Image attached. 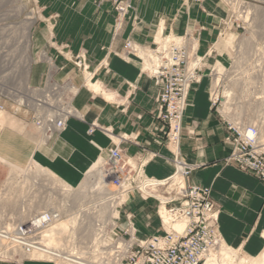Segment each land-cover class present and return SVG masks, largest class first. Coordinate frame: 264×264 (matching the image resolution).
I'll return each instance as SVG.
<instances>
[{
    "label": "crops",
    "instance_id": "0c3cea01",
    "mask_svg": "<svg viewBox=\"0 0 264 264\" xmlns=\"http://www.w3.org/2000/svg\"><path fill=\"white\" fill-rule=\"evenodd\" d=\"M181 1L131 0V16L125 19L115 36V14L109 3L97 6L93 0H43V19L53 25L54 46H67L64 52L70 55L86 54L90 74H86L83 85L81 71L60 64L64 70L59 78H70L79 88L72 102L79 118H70L63 133L48 143H36L29 138L23 141L33 161L30 167L45 170L66 186L80 190L91 166L99 158L104 159L114 144H119L124 158L136 165L144 163L146 177L164 180L172 175L171 155L165 145L163 123L155 101L159 89L142 71L136 58L126 61L120 53L127 41L152 47L157 32L181 36L186 30H199L198 55L203 62L209 59L213 51L208 30L218 28L219 24L210 21L205 14L209 11L207 1L191 6L189 12L182 10ZM38 26L44 33V41L48 40L44 24ZM202 72L203 69L201 81L189 92V105L183 115L180 157L188 164L199 166L191 172L187 182L210 188L211 200L218 212L217 231L223 243L249 260L264 250V185L252 174L224 162L230 152L225 142L227 127L213 113L210 83L205 82ZM18 117L24 118L23 115ZM91 124L101 129L88 134ZM7 132L0 137V150L10 140ZM12 173L17 174L11 169L8 177ZM1 175L0 171V178ZM48 197L54 202L53 195ZM141 199L131 194L129 209L132 212V207L140 204L134 210L141 214L142 222L133 225L138 237H149L151 233L144 223L152 215L157 216V210L152 212L148 208L151 201L158 202L152 198ZM65 208L66 211L67 206ZM162 234L159 224L154 235ZM24 259L22 263L0 260V264H51Z\"/></svg>",
    "mask_w": 264,
    "mask_h": 264
},
{
    "label": "built area",
    "instance_id": "2783aa9c",
    "mask_svg": "<svg viewBox=\"0 0 264 264\" xmlns=\"http://www.w3.org/2000/svg\"><path fill=\"white\" fill-rule=\"evenodd\" d=\"M93 2L97 6L111 5L115 14L116 36L125 19L131 16V0ZM183 2L187 6L200 0ZM40 23L44 24L48 47L53 48L58 56H63L67 46H54L53 25L41 19L39 7L0 14V112L8 107L13 116L23 115L43 142L48 143L63 133L70 118H79L72 105L79 88L70 78H59L64 66L56 64V57L35 47L34 34ZM198 36L199 30H186L181 36L172 37L161 34L149 48L125 42L121 58L126 61L136 58L142 71L159 89L155 101L159 106L162 133L171 155L173 173L161 181L148 178L143 173L144 163H131L122 156L119 144H114L107 151L99 175L102 188L97 183L95 186L101 191L84 209L94 206L103 191L106 192L105 201L111 205L126 197L116 210L137 192L143 199L152 198L158 202L157 216L163 234L140 239L131 221L132 215L128 216V226L121 234L115 232L119 220L110 227L93 218L97 243L93 247L88 243L84 258L95 257L93 259L108 264H206L211 254L220 248L218 212L211 200V190L188 184L189 175L199 166L186 163L179 152L181 123L189 105V92L201 79L203 58L198 55ZM72 65L81 71L84 85L86 74H90L85 58L76 55ZM36 67H40V76L35 82L33 72ZM211 103L214 105L215 101L211 99ZM224 123L228 132L225 142L230 147L224 162L252 174L264 185V151L258 142V129L225 119ZM95 129L101 128L91 124L88 134ZM158 189H163L161 196L164 201L155 196ZM84 209H79V212ZM46 217L48 220L51 218L49 215ZM177 223L184 224L181 232L173 228ZM12 248L19 246L13 243Z\"/></svg>",
    "mask_w": 264,
    "mask_h": 264
},
{
    "label": "rangeland",
    "instance_id": "374dc122",
    "mask_svg": "<svg viewBox=\"0 0 264 264\" xmlns=\"http://www.w3.org/2000/svg\"><path fill=\"white\" fill-rule=\"evenodd\" d=\"M201 1H207L209 11H206L205 14L209 16L208 19L219 24L218 28L208 30L207 36L210 38V46L213 54L205 62H202L201 68V70L203 69L202 74L204 75L205 82L210 83V99L212 96L210 93L213 89V77L216 72L220 74V85L217 88L218 97L215 100V104L212 105L213 113L223 122L225 119L232 123L236 122L262 127L264 125V16L260 19H254L248 16L249 18L246 19L245 15L247 10L252 7L258 8L264 15V0H200V2ZM200 2L186 6L182 0V10L184 12H189L191 6L201 4L202 2ZM42 5L43 0H0V14H4V12L12 14L13 11L21 10L22 8L39 7L41 10V19L43 20ZM205 7L207 6L205 5ZM43 35L44 33L41 27L38 26L34 34V45L37 49H44L52 57H56L57 65L61 66L65 63L73 68L72 61L76 55H80L86 59V54L84 53L70 55L67 51L63 52V56H58L56 51L48 47L44 41ZM163 36L166 35L163 34ZM168 36L172 37L176 35L170 34ZM158 39L159 33L157 32L155 40L157 41ZM133 43L137 44L135 42ZM142 47L149 48L147 46ZM33 76L34 81H38L40 67L34 69ZM226 91L232 93V95L230 99L228 98V104L225 106L223 105L225 101V96L223 94ZM103 92L105 93L104 90ZM225 107L227 109H225ZM0 129V137L7 131V133H9L8 135H11L10 140L6 141L5 146H1L3 149L0 150V156L3 157V160H0V171L2 174L0 178V193L2 192L4 182L8 179L10 170L13 169L17 172V184H15V188H12L10 191L12 196L11 204L0 206V215H3L0 216V223L3 224L7 222L3 219L8 215L10 216V213H13L12 211L15 212L13 206H15L16 203L14 201H19V196H21V194H25L24 197L28 200H46V202L49 203L48 206L56 207V205L61 204L63 206L61 209H64V211L66 209L65 206L68 204L67 209H70L68 212L69 215L76 211V213H79V209L86 208L87 204L91 203L92 199L98 196L101 190L95 189V186L97 183L99 188H102L101 179L99 177L100 174H98L93 181L92 178L89 177L90 169L85 176L86 183L84 187L80 190L70 188L69 196L65 197H63V195H57V189L54 187V182L50 178L40 181L32 177L29 168L33 161L30 157V151L23 141L29 138L34 139L36 143L42 144L43 142L40 141V136L34 129L27 124V121L24 118L13 116L8 107L3 112H0ZM262 144L264 145V142H262ZM263 147L264 146H261L260 148ZM47 173L48 172L45 174ZM48 175L50 174L48 173ZM162 191L163 189H158L156 195L161 196ZM50 192H52L54 196V202L51 198V201L49 200L48 195ZM135 195L138 200H142V196L139 193L135 192ZM105 196L106 192L103 191L102 196H99L96 200L99 201L104 199ZM97 201H95V203H97ZM129 204L130 202L127 200L118 210H116L115 205L113 206L115 207L114 210H116V215L119 217H117L119 221L115 229V232L118 234H121L127 228L129 215L133 216L131 221L135 226L142 222L141 214L139 215L137 211L134 210L138 209L140 204L133 206L132 212H130ZM17 205L19 206V202H17ZM106 208L107 207H98L85 212L87 213L88 222L81 227H79L80 225L75 226L76 231H71L73 233L71 241L74 240L75 244L78 243L77 247L81 249L84 247L83 250L86 251L85 248L93 236L91 218H97L95 213L101 217L103 216L104 219H100V223L102 222L112 227L111 224L114 220L111 217V213H109V207ZM157 208L158 204L151 201L148 209L153 212L154 210L156 211ZM84 210H80V212ZM92 211L95 212L93 213L94 215H90ZM116 224L117 221L115 225ZM159 224L158 217L152 215V217L144 223V226L145 229L151 233L150 235L154 236V234L157 233ZM64 238H66V236H64ZM139 238L146 239L147 237L140 235ZM233 253L238 261L239 259L247 261V259L238 252ZM7 254L1 255L0 253V260L18 263L25 261V259L15 254L12 255L9 254V252ZM28 257L31 259L30 256ZM237 259L235 264L238 263ZM45 262L56 264L55 261H50L48 259H46ZM249 264L251 263L249 262Z\"/></svg>",
    "mask_w": 264,
    "mask_h": 264
},
{
    "label": "bare ground",
    "instance_id": "6f19581e",
    "mask_svg": "<svg viewBox=\"0 0 264 264\" xmlns=\"http://www.w3.org/2000/svg\"><path fill=\"white\" fill-rule=\"evenodd\" d=\"M248 16L249 17L251 16L254 19H260L264 15L261 10L252 7L247 10L245 18L246 19L249 18ZM160 35L161 34L159 32V37ZM212 85H213V89L210 94H212L211 99L215 101L216 98L218 97L217 88L220 85V74L218 72H216V74L213 77ZM88 86L89 88L98 91L97 88L91 85ZM223 95L225 96L224 97L225 101L223 105L226 106L228 104V100L230 99L232 93L226 91L224 92ZM225 109L227 108L225 107ZM234 124H236V122ZM256 128L258 129L259 145L260 147L264 146L262 144V142H264V125L262 127L260 126ZM262 149L264 150V147ZM103 166H104V159L99 158L91 166L89 177L92 178L93 180L98 174H100ZM29 169H30L29 172L31 173L30 175L36 178V180L39 179L41 181V180H48V178H50L54 182L55 185L54 187L57 189V193H58L57 195L60 196L63 195V197L69 196L70 187L66 186L64 182L60 181L58 178L54 177L51 174L50 175H48V173L45 174L46 173L45 170H42L36 166L32 165ZM16 176H17L16 174L12 173L9 175L8 179L6 180L2 188V192L0 193V203H4L8 205L11 204L12 196L10 194V191L12 190V188H15V184H17ZM155 181H161V180H155ZM141 189H143V186L141 187ZM50 194L52 195V192H50L49 195ZM24 195L25 194H21V196H19L20 197L19 201H14L16 203V205L13 206L15 208V212L11 210L13 213H10V216L8 215L7 218L5 219L7 222L3 224L0 223L1 255L7 254L9 252V254L12 255L17 254V256L18 257L20 256L22 259L29 258L28 256H30L31 259L33 258L34 260L45 261L46 259H48L50 261H55L56 264H108L106 262L103 263L98 261L97 258H96L97 260L95 259L96 260L95 261L93 259L95 257L93 258L91 257L89 260L84 258L83 255L86 254L84 253L83 250L84 247H82L81 249L77 247L78 243L75 244L74 240L71 241V236L73 234L71 231L74 230L76 231L75 226L80 225L79 227H81L82 225L84 226V224L88 222L87 213H85L86 211L98 207L100 208L109 207V213H111V217L114 220L113 223L111 222L112 223L111 226H115L116 223L115 220H117L118 216L116 215L115 212L116 210H114V208L120 203H122L126 199V197H122L120 202L117 203L115 207H113L114 205H111L110 203L105 201L106 199L105 196L104 199L97 201V203H95L93 207L87 208L79 213H76L77 212L76 211L69 215L68 212L70 209L64 211V209H61V207L63 206H60V204L56 205V207H52V206H48L49 203L46 202V200H42V199L37 201H33L34 199L28 200L24 197ZM155 196L162 201L165 200L163 196L160 195L158 196L155 195ZM17 202H19V205L22 203L21 206H18ZM47 215L51 217L50 220L47 219L46 217ZM95 215L99 223L101 220L104 219L103 216L101 217L96 213ZM91 220H92L93 236L88 243H90L91 246L93 247L94 244L97 243L95 238L97 234H94L97 228H95V222H93V218H91ZM183 227H184L183 223H177L174 225L173 228L175 231L181 232ZM88 230H89V226H88ZM64 236H66V238H64ZM13 243L18 245L19 248L13 249L12 248ZM23 246H25V248H23ZM262 251L263 252L255 258H251L247 261L239 259L238 261V259L235 257V254L233 253L235 251L228 248L222 241L220 248L216 252L211 254L210 259H208L206 264H235L236 259L238 261L237 264H249V262L251 264H264V250Z\"/></svg>",
    "mask_w": 264,
    "mask_h": 264
}]
</instances>
